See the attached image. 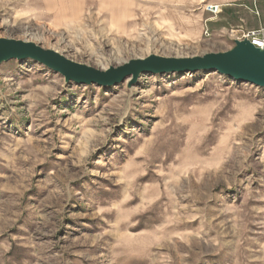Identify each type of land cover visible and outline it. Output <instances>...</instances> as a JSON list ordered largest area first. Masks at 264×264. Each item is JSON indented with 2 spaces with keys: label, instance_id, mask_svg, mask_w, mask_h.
Masks as SVG:
<instances>
[{
  "label": "rangeland",
  "instance_id": "rangeland-1",
  "mask_svg": "<svg viewBox=\"0 0 264 264\" xmlns=\"http://www.w3.org/2000/svg\"><path fill=\"white\" fill-rule=\"evenodd\" d=\"M262 25L264 0H0V38L99 70L224 52ZM0 264H264V87L3 62Z\"/></svg>",
  "mask_w": 264,
  "mask_h": 264
},
{
  "label": "water",
  "instance_id": "water-1",
  "mask_svg": "<svg viewBox=\"0 0 264 264\" xmlns=\"http://www.w3.org/2000/svg\"><path fill=\"white\" fill-rule=\"evenodd\" d=\"M11 59H33L64 76L66 81L79 84L113 86L131 80L137 82L142 74L188 73L207 70L218 72L237 82L264 87V48L249 40H236L224 52H210L192 57L150 55L127 63L99 70L71 59L33 42L0 38V66Z\"/></svg>",
  "mask_w": 264,
  "mask_h": 264
},
{
  "label": "built area",
  "instance_id": "built-area-1",
  "mask_svg": "<svg viewBox=\"0 0 264 264\" xmlns=\"http://www.w3.org/2000/svg\"><path fill=\"white\" fill-rule=\"evenodd\" d=\"M222 7L221 4H209L207 10L216 16L222 12ZM205 33L209 35V30L207 29ZM231 34L233 41L249 40L257 48H264V25L255 29L237 28L231 30Z\"/></svg>",
  "mask_w": 264,
  "mask_h": 264
},
{
  "label": "bare ground",
  "instance_id": "bare-ground-1",
  "mask_svg": "<svg viewBox=\"0 0 264 264\" xmlns=\"http://www.w3.org/2000/svg\"><path fill=\"white\" fill-rule=\"evenodd\" d=\"M142 75H144V74H142Z\"/></svg>",
  "mask_w": 264,
  "mask_h": 264
}]
</instances>
